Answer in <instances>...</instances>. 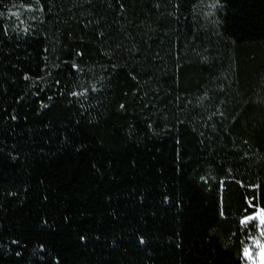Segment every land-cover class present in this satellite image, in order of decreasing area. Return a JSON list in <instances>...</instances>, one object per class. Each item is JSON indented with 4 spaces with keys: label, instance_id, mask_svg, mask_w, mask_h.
<instances>
[{
    "label": "trees",
    "instance_id": "obj_1",
    "mask_svg": "<svg viewBox=\"0 0 264 264\" xmlns=\"http://www.w3.org/2000/svg\"><path fill=\"white\" fill-rule=\"evenodd\" d=\"M264 215V0H0V264H244Z\"/></svg>",
    "mask_w": 264,
    "mask_h": 264
},
{
    "label": "rangeland",
    "instance_id": "obj_2",
    "mask_svg": "<svg viewBox=\"0 0 264 264\" xmlns=\"http://www.w3.org/2000/svg\"><path fill=\"white\" fill-rule=\"evenodd\" d=\"M251 217V219H249ZM264 215L259 208L255 213L241 219L244 226L255 225L257 235L249 240V244L243 250L244 264H264Z\"/></svg>",
    "mask_w": 264,
    "mask_h": 264
},
{
    "label": "snow or ice",
    "instance_id": "obj_3",
    "mask_svg": "<svg viewBox=\"0 0 264 264\" xmlns=\"http://www.w3.org/2000/svg\"><path fill=\"white\" fill-rule=\"evenodd\" d=\"M249 219H251V217H249ZM262 223H264V221H262Z\"/></svg>",
    "mask_w": 264,
    "mask_h": 264
}]
</instances>
